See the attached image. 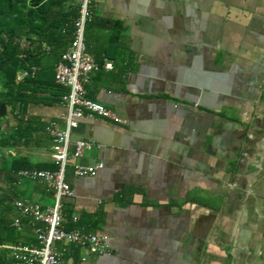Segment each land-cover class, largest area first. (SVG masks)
<instances>
[{"label": "crops", "instance_id": "0c3cea01", "mask_svg": "<svg viewBox=\"0 0 264 264\" xmlns=\"http://www.w3.org/2000/svg\"><path fill=\"white\" fill-rule=\"evenodd\" d=\"M89 2L122 24L118 39L87 37L123 65L107 59L88 83L119 120H78L71 142L93 146L68 162L62 202L108 249L56 242L63 264H264V0ZM29 111L63 128L62 103ZM40 148L15 152L52 159ZM76 162L102 166L81 177ZM21 183L23 198L52 204L45 184Z\"/></svg>", "mask_w": 264, "mask_h": 264}, {"label": "trees", "instance_id": "16d2710c", "mask_svg": "<svg viewBox=\"0 0 264 264\" xmlns=\"http://www.w3.org/2000/svg\"><path fill=\"white\" fill-rule=\"evenodd\" d=\"M80 7L81 0H0V107L6 106V113L0 116V245L38 242L34 230L41 223L20 215L13 206L14 199L23 198L21 181L27 180H20L17 173L22 169L53 171L58 164L53 159L33 160L15 151L40 148L47 141L51 144L48 123L30 113L29 107L61 103L67 93L68 89L55 81V65L73 38ZM94 28L111 29L114 39H118L122 24L89 13L85 45L101 65L102 57L87 45ZM102 53L106 57L103 60L111 59L115 68L123 67L111 48H103ZM21 71L28 74L18 79ZM85 96L93 99L89 84L85 86ZM62 217L67 229H81L80 223L72 219L70 203H63ZM15 219L20 221L19 226L14 224ZM92 225L90 222L89 229L85 227L83 231L92 233ZM0 264H15L5 248H0Z\"/></svg>", "mask_w": 264, "mask_h": 264}, {"label": "built area", "instance_id": "2783aa9c", "mask_svg": "<svg viewBox=\"0 0 264 264\" xmlns=\"http://www.w3.org/2000/svg\"><path fill=\"white\" fill-rule=\"evenodd\" d=\"M89 0H82L79 16L74 23L73 38L67 49L61 53L55 65V81L68 89L62 96L61 103L65 112L61 116L63 128L48 124L47 131L51 138L50 149L52 159L58 164L56 170L22 169L18 177L39 181L53 191V202L44 205L27 198H16L13 206L25 217L41 223L34 232L37 243L2 244L0 248L8 250L15 264H63L62 254L56 250L55 243L60 242L74 247H84L91 253H105L108 245L96 233H87L82 229H67L63 224V199L73 196V189L65 180L68 162L82 157L85 150L93 146V142L79 139L71 142V131L77 127L78 120L83 116L98 115L103 118L119 120L116 114L102 103L85 96V86L90 82L92 73L100 67L112 68L110 61L104 59L100 65L87 51L84 39L86 19L89 16ZM34 71L35 68H32ZM28 74L27 71L18 73L20 79ZM101 162L95 165L74 163L75 176L93 175ZM72 219L75 221V217ZM15 219L14 224L19 226Z\"/></svg>", "mask_w": 264, "mask_h": 264}, {"label": "rangeland", "instance_id": "374dc122", "mask_svg": "<svg viewBox=\"0 0 264 264\" xmlns=\"http://www.w3.org/2000/svg\"><path fill=\"white\" fill-rule=\"evenodd\" d=\"M33 107L34 106H36L35 104L34 105H32ZM37 106H41V105H37ZM36 108H38V107H36ZM10 123H12L11 121H10ZM40 149H42V148H40ZM28 151V149H24V152H27ZM38 151H40V150H38ZM18 153H20V154H24L21 150H19V152ZM31 159H35V157H30ZM25 196H27V194H25Z\"/></svg>", "mask_w": 264, "mask_h": 264}, {"label": "water", "instance_id": "95a60500", "mask_svg": "<svg viewBox=\"0 0 264 264\" xmlns=\"http://www.w3.org/2000/svg\"><path fill=\"white\" fill-rule=\"evenodd\" d=\"M6 113V106L0 107V116H3Z\"/></svg>", "mask_w": 264, "mask_h": 264}]
</instances>
